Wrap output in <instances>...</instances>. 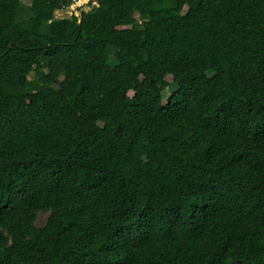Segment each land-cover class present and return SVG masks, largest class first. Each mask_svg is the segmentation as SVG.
I'll return each mask as SVG.
<instances>
[{
    "label": "trees",
    "instance_id": "1",
    "mask_svg": "<svg viewBox=\"0 0 264 264\" xmlns=\"http://www.w3.org/2000/svg\"><path fill=\"white\" fill-rule=\"evenodd\" d=\"M65 2L0 0V264H264V0Z\"/></svg>",
    "mask_w": 264,
    "mask_h": 264
},
{
    "label": "rangeland",
    "instance_id": "2",
    "mask_svg": "<svg viewBox=\"0 0 264 264\" xmlns=\"http://www.w3.org/2000/svg\"><path fill=\"white\" fill-rule=\"evenodd\" d=\"M88 12L95 13L96 10L91 8L88 10ZM60 13H62V12H60ZM94 19H97V18L94 17ZM167 79H170V77H167ZM63 80H64V76L62 74H57L55 79L49 85L52 89H57L60 87ZM23 82H25V80ZM133 94H134L133 91H129L130 96H133ZM169 95H170V89L166 86H163L161 95L158 99V104L160 106L166 105ZM23 104L26 105L27 103L23 102ZM86 118L90 121L94 120V118L91 115H87ZM12 132L15 134V136H20V137L27 139V140H30V141H33V139H34L33 132L30 133V132H28L27 129H25L23 127H15L14 126V128H12ZM37 134H38V137L42 140V142L47 146H51L56 142V138H55L54 134L47 127L41 128L40 132ZM44 218H45V214L39 213L37 216V219H36V223L41 224L43 222Z\"/></svg>",
    "mask_w": 264,
    "mask_h": 264
},
{
    "label": "built area",
    "instance_id": "3",
    "mask_svg": "<svg viewBox=\"0 0 264 264\" xmlns=\"http://www.w3.org/2000/svg\"><path fill=\"white\" fill-rule=\"evenodd\" d=\"M99 6V0H66L54 13L55 17H80L83 11ZM62 12V13H60Z\"/></svg>",
    "mask_w": 264,
    "mask_h": 264
},
{
    "label": "water",
    "instance_id": "4",
    "mask_svg": "<svg viewBox=\"0 0 264 264\" xmlns=\"http://www.w3.org/2000/svg\"><path fill=\"white\" fill-rule=\"evenodd\" d=\"M84 13H87V11H83V12H82V14H84ZM82 14L80 15V17H79L78 21H80V20H81V16H82Z\"/></svg>",
    "mask_w": 264,
    "mask_h": 264
}]
</instances>
